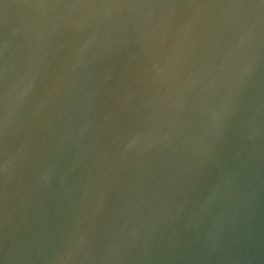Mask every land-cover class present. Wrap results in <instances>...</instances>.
<instances>
[{
	"label": "water",
	"instance_id": "water-1",
	"mask_svg": "<svg viewBox=\"0 0 264 264\" xmlns=\"http://www.w3.org/2000/svg\"><path fill=\"white\" fill-rule=\"evenodd\" d=\"M0 264H264V0H0Z\"/></svg>",
	"mask_w": 264,
	"mask_h": 264
}]
</instances>
